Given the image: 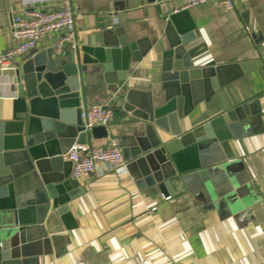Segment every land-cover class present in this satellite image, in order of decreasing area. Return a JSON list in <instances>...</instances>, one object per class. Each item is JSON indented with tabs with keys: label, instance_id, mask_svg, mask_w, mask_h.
<instances>
[{
	"label": "crops",
	"instance_id": "obj_1",
	"mask_svg": "<svg viewBox=\"0 0 264 264\" xmlns=\"http://www.w3.org/2000/svg\"><path fill=\"white\" fill-rule=\"evenodd\" d=\"M58 1L0 0V53L11 45L13 10H49L57 8ZM71 1L78 45L108 29L112 43L124 37L137 43V51H146L141 61L129 64L125 80L129 89L149 92L154 103L160 104L161 53L168 48L167 29H173L167 21L181 2ZM235 2L233 11L214 3L189 7L180 19L197 32L190 44L197 52L195 65L235 66L259 61L258 67L225 82L209 100L199 103L190 121L180 122L181 129L187 131L239 108L245 114L241 129L249 132L242 130L240 138L229 141L233 157L211 164L200 184L185 187L168 199L155 188L139 190L126 169L113 171L99 164L95 172L77 179L82 193L67 203V213L44 221L49 243L32 249L40 253L38 264L264 263V0ZM114 3H121L123 9ZM55 38L53 34L42 37L31 55L52 47ZM117 49L121 52L123 47ZM31 55L17 58L15 69ZM125 58L129 51L119 53L112 62L121 65ZM229 71L236 73L237 68ZM94 102L117 109L109 134L118 137L128 132L129 124L124 121L130 116L118 109L117 102L94 97L88 106ZM24 107L25 101L15 96L1 76L0 119L18 120ZM104 143L105 138L91 137L86 142ZM67 168L72 178L70 166ZM32 187L31 177L24 175L13 182V193ZM152 207L156 209L151 211ZM0 241L6 243L1 235Z\"/></svg>",
	"mask_w": 264,
	"mask_h": 264
},
{
	"label": "water",
	"instance_id": "obj_2",
	"mask_svg": "<svg viewBox=\"0 0 264 264\" xmlns=\"http://www.w3.org/2000/svg\"><path fill=\"white\" fill-rule=\"evenodd\" d=\"M182 11L167 21L173 29H167L168 48L161 53L160 104L149 92L129 89L125 80L129 64L141 61L146 51H137V43L124 37L112 43L108 29L59 54L52 47L39 51L15 69L12 91L25 107L18 120L0 119V232L6 239L0 264H38L40 253L32 249L49 243L44 221L62 217L67 203L82 193L77 180L69 178L71 162L63 155L73 144H86L88 137H107L103 126L89 131L84 127L81 112L91 98L117 102L118 109L130 116L124 121L128 132L117 139L126 171L139 190L155 188L164 197L174 195L200 184L211 164L233 157L229 141L249 132L241 129L245 114L239 108L187 131L180 122L190 121L199 103L225 82L258 67L259 61L195 65L197 52L190 44L197 32L192 24L180 23ZM119 47L124 54L129 51L121 65L112 62L121 53ZM232 67L236 73H229ZM24 175L31 177L33 187L14 194L13 182Z\"/></svg>",
	"mask_w": 264,
	"mask_h": 264
},
{
	"label": "built area",
	"instance_id": "obj_3",
	"mask_svg": "<svg viewBox=\"0 0 264 264\" xmlns=\"http://www.w3.org/2000/svg\"><path fill=\"white\" fill-rule=\"evenodd\" d=\"M178 1L181 3L174 8L173 12L208 3L221 4L230 11L236 9L235 0ZM9 33L11 45L0 53V77L7 79L12 91L16 88L15 60L31 55L42 37L48 34L56 35L52 48L57 54L67 46L69 48L76 46L72 1L59 0L58 7L49 10H13ZM81 119L88 131L93 126H103L108 132L114 119V109L110 106L104 108L102 103L94 102L87 107L85 112H81ZM63 159L71 162V177L76 180L95 172L99 164H105L109 170L113 171L126 169L118 139L109 133L102 145L73 144L63 155ZM168 198L169 196L165 197V199ZM155 209L152 207L151 211ZM2 247L3 243L0 241V249Z\"/></svg>",
	"mask_w": 264,
	"mask_h": 264
},
{
	"label": "trees",
	"instance_id": "obj_4",
	"mask_svg": "<svg viewBox=\"0 0 264 264\" xmlns=\"http://www.w3.org/2000/svg\"><path fill=\"white\" fill-rule=\"evenodd\" d=\"M116 112H117V111L114 109V116H115Z\"/></svg>",
	"mask_w": 264,
	"mask_h": 264
},
{
	"label": "rangeland",
	"instance_id": "obj_5",
	"mask_svg": "<svg viewBox=\"0 0 264 264\" xmlns=\"http://www.w3.org/2000/svg\"><path fill=\"white\" fill-rule=\"evenodd\" d=\"M0 235H1V237H3L2 234H1V232H0Z\"/></svg>",
	"mask_w": 264,
	"mask_h": 264
}]
</instances>
